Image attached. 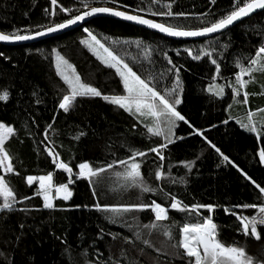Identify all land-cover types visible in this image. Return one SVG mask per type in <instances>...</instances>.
Returning <instances> with one entry per match:
<instances>
[{
	"label": "trees",
	"instance_id": "obj_1",
	"mask_svg": "<svg viewBox=\"0 0 264 264\" xmlns=\"http://www.w3.org/2000/svg\"><path fill=\"white\" fill-rule=\"evenodd\" d=\"M167 2L170 0H161V4ZM148 3L149 0H117L115 4L111 3V0L107 2L93 0L90 7L104 5L134 11L137 6L147 7ZM232 3L233 0H216L215 4L210 0H175L173 11L194 14L207 12L208 19H213L230 11ZM63 8H68L70 11L64 12L61 10ZM82 10L80 0H57L56 5H52L51 0H0V31L11 32L14 28L25 27H31L35 31L38 25L47 27L61 23ZM153 10L166 9L161 5H155ZM53 12L55 15H52ZM141 14L160 22L189 27L200 26V22L193 17L185 20L183 17L173 19L152 16L148 12ZM256 25L264 29V10L225 31L226 35L221 39L226 40L230 35L233 45L225 58L220 61L221 74L216 81L225 85L234 82V74L238 70L233 67L234 54L243 52L254 55L260 37L249 29ZM84 29L91 31L102 43L123 57L142 78L147 77L148 70L157 76L164 72L165 76L160 80L159 88L162 94L163 88L170 87L174 80V75L166 72L170 65L167 64L163 53L167 52L173 63L181 66L180 75L184 92L183 103L178 106V110L196 127L205 129V135L209 140L252 180L264 187V164L259 163L258 155L259 149L264 147V136L257 138L255 133L246 131L236 123L237 119L245 118L248 108L256 110L264 107V94H261L264 92L262 87L264 74L256 73L255 82L250 83L245 89L250 93L247 105L241 103L242 95L233 99L230 88H226L222 98L208 93L206 89L213 82L215 67L207 58L194 61L184 49L197 50L208 45L215 36L195 41L175 40L117 19L98 17L77 28L36 43L5 45L0 42V52L4 53V56L0 57V90L10 91L9 101H0V120L12 123L18 129L16 136L6 142V149L14 157L15 171L19 175L4 174L2 170L0 174L6 175V180L16 192L18 199L24 196L33 197L30 201L17 204V209L24 207L41 209L27 213L21 211L0 213V253H3L0 255V264H68L62 257L66 245L71 246L77 253L81 247L88 249L89 259L92 260L96 259L97 253L93 250L96 249L103 253L102 259L112 255L113 258L122 259V264H128L129 259L133 260L134 264H154L157 259L161 264H183L179 257L174 258L171 255L175 251L171 245L177 242L179 227H182L183 223L196 222L195 214L190 217L186 213L170 210V219L159 222V227L152 230L151 235L145 230V238L150 240L151 247L139 242L134 245H124L121 239L113 240L107 235L103 240H96L95 245L92 244L100 228H104L105 232L123 236L132 235L124 225L109 223L105 217L111 214L97 212L92 208L91 206L96 202L119 205L156 199L157 202L163 200L164 205L169 206L168 201L156 193L141 195L139 189L122 188V180L114 174L115 171L122 170L119 165H116L114 170H108L101 175L95 184L97 192L95 197L88 182L79 180L71 185L73 198L70 201L56 200L55 210L42 209V198L34 196L38 185L36 183L34 186L27 185L28 175H44L49 171L53 172L56 183L67 181V174L56 169L52 158L43 151L49 140L54 142L55 150L60 153V159L66 163L70 162L74 170L75 165L84 160L99 166L116 159H125L130 154L128 147H121L125 141L128 146L143 151L162 142L160 138L150 137L143 123L100 97L80 98L75 110L68 114L63 113L62 110L57 112L58 101L67 91V86L55 71L57 51L75 67L84 82L97 87L107 95L124 94L122 82L115 69L103 64L86 45L81 43L88 38ZM113 40L119 43L113 44ZM124 41L128 43L125 44ZM137 41H140L141 48H137ZM148 47L152 49V53L150 58L145 59L142 50ZM176 50H180L179 56L176 55ZM33 90L39 92L42 103L35 102L36 97L31 95ZM229 105H232L231 109ZM53 117H55V131L49 130V140H44L45 128L53 123ZM224 120L228 123H222ZM25 121L29 125L28 129L23 127ZM133 125L136 127L134 128ZM81 130L87 132V136L79 140L73 139ZM189 133L188 126L179 122L176 135L185 139L170 145L169 151L165 153V180L155 179L157 163L142 165L141 171L145 180L152 187H160L164 191L171 190L185 203L217 204L218 207L214 212L201 210V214L213 216L220 230L221 239L229 244L235 242L239 246H244L249 255L259 262H264V226L258 225V231L261 232L260 240L250 235L244 236L239 231L240 224L236 216L231 213L226 214L223 210V207L231 205L262 203L264 194H260L259 189L236 167L223 163L222 158L204 142L202 137ZM197 156L200 159H196ZM147 159L155 161L158 158L154 153H150ZM185 160L196 161L195 168L187 175V170L181 163ZM217 164L220 167H217ZM169 165L171 177L178 181L176 184L168 181ZM181 176H185L187 185L179 182ZM75 205L82 207L76 208ZM83 205L89 207L85 208ZM235 211L248 216L257 213L256 209L238 208ZM133 215L145 224L154 220L150 210L126 214L129 222H132ZM21 224L24 228H20ZM169 225L172 226L171 239L163 235V229ZM81 233H84L82 245ZM122 246L127 253L123 258L120 257ZM141 248H143L142 255L139 253ZM77 260L79 264H83L81 257H77Z\"/></svg>",
	"mask_w": 264,
	"mask_h": 264
},
{
	"label": "snow or ice",
	"instance_id": "obj_2",
	"mask_svg": "<svg viewBox=\"0 0 264 264\" xmlns=\"http://www.w3.org/2000/svg\"><path fill=\"white\" fill-rule=\"evenodd\" d=\"M82 5V11L79 14L72 16L69 19L64 20L61 23H54L47 27L38 25L37 30H33L31 27L14 28L11 32L0 31V42H18L34 39L45 35L47 33L56 32L64 29L70 25L76 24L78 21L85 20L86 17L94 16L95 14H110L115 17L123 18L124 20L133 21L140 25H145L148 28L158 30L160 33H165L172 37H206L210 34H218L210 41L206 46H202L197 50L192 48H186L184 51L194 61H200L203 58H207L211 65L215 67V75L212 77L213 83H210L206 91L214 97H224L225 89L230 88L232 98H239L243 96L242 104L247 105L249 102L250 93L245 89L250 83L255 82V74H264V29L259 25L249 29L254 35L260 37L259 46L255 47V53L234 54L233 67L238 69L234 74V82H229L226 85H220L215 83L216 79L221 74V62L225 55L232 48V37L227 36L226 40H222L221 37L226 35L225 30L229 29V26L234 25L235 22L241 21L242 18L249 17L257 10H264V0H233L231 10L225 14L220 15L217 18L208 19L209 13H186L183 11L174 12L173 4L175 0L161 4V0H149L147 7L137 6L134 10L137 14H129L128 11H120L115 7L108 6H91L93 0H80ZM107 2V0H106ZM117 0H111V3L115 4ZM212 4L216 3V0H210ZM52 5L57 4V0H51ZM161 5L163 9L155 11L154 6ZM127 8V5H122ZM64 12H69L70 9H61ZM47 11V9L45 10ZM148 12L152 16L169 17L177 19L183 17L187 20L189 17H193L200 22L198 27H189L176 23L157 22L155 19L145 18L140 13ZM55 15V12L52 13ZM215 17V14L213 13ZM88 38L82 40L81 43L86 45L93 54L107 67L115 69L116 74L119 76L124 94L107 95L102 93L97 87L92 86L82 80L81 76L77 73L75 67L69 63L64 56L58 51L55 52V71L62 79L63 83L67 86V91L62 95L58 101V108L63 113L68 114L75 110L77 101L80 98H97L100 97L106 102H110L111 105L117 106L119 109L124 110L126 113L134 117L137 121L144 124L146 133L150 137L160 138L162 142L156 146L149 148L147 151L139 150L128 146L127 141L121 144V147H128L130 154L125 159H116L111 163L103 165H95L88 160L79 162L74 167L70 162H64L60 159V153L55 150L54 142L49 140L48 131L54 129L55 117H53V123L48 124L45 128L44 140H49L48 144H45L43 151L48 157L52 158V163L55 168L62 170L67 174V181L56 183L54 181L53 172L49 171L44 175H28L26 177L27 185L34 186L38 183V187L34 193L35 197L42 198V209L55 210L56 200L70 201L73 198V189L71 185H74L79 180L87 181L91 187L92 195H97L95 184L99 181V178L103 173L108 170H114L116 165L120 166L121 171H115V176L122 180V188L139 189L141 195L145 193H156L158 196L163 197L168 201L169 206H165L163 200L157 202L156 199L150 201L140 200L137 203L109 205L101 204L100 202L94 203L91 207L97 212L109 213L108 217L111 224L120 223L124 227L128 228L132 233L131 236H123L118 233L105 232L104 228H100L97 233L96 239L92 241V244H96V240H103L104 237L111 236L113 240L121 239L124 245H134L137 242L151 247L150 240L145 238V230L148 231V235H151L152 230L159 227V222L168 221L170 219V210L182 212L188 214L190 217L195 214L196 222L183 223L182 227H179L177 242L171 247L175 249L171 255L179 257L183 264H264V262L257 261L253 256L249 255L244 246H239L238 243H226L221 239V233L217 223L214 222L212 215H202L201 210H206L211 213L218 207L213 203L192 202L185 203L183 199L179 198L177 194H174L171 190L164 191L160 187H152L145 180L142 174V165L147 166L150 163H157L158 166L154 172L156 180L163 181L166 178V172L164 169V161L166 160V151H169L170 145H175L177 141H183L185 137L177 136L176 129L179 126V122H183L190 129V135L202 137L204 142L215 151L222 162L236 167L238 171L248 180H250L260 194H264V187L257 184L255 180H252L250 176L243 169H240L229 156L225 155L219 147L205 135V129L196 127L185 115L178 110V106L183 103L184 85L181 80V66H177L173 63L171 57L167 52L163 55L167 60V64L170 65L166 69L167 73L174 75V80L171 86H165L162 91L160 88V80L164 78L165 73L161 72L159 76L154 74L151 70L147 71V77L142 78L141 75L133 69L123 57L118 55L111 47L102 43L91 31L84 29ZM113 44L119 43L117 40L112 41ZM123 43L127 44V41ZM137 48H141L140 41L136 42ZM145 59L150 58L152 49L150 47L142 50ZM176 55H180V50H176ZM4 53L0 52V57H3ZM7 59V57H5ZM247 77V79H245ZM264 87V85H262ZM261 94H264L262 92ZM32 96L36 97V103H42V99L39 96L37 90H33ZM10 99V91L7 89L0 90V101L7 102ZM232 105H229V109ZM264 112V108L257 109L256 112L248 110L246 116L243 119H237L236 123L241 128L250 133H255L257 138L264 136V122H260L258 125L255 119L257 113ZM222 123L227 124L228 121L224 120ZM23 127L28 129L29 125L25 121ZM135 128L136 125H133ZM215 127V125H213ZM18 129L12 124L0 120V170L4 174L15 173L14 157L6 149V142L12 137L16 136ZM87 132L81 130L73 137L75 140H79L83 136H87ZM44 143V141H41ZM52 145V146H50ZM150 153H154L158 158L155 161H149L147 158ZM170 154V153H169ZM259 163L264 164V147L259 149ZM196 159H200L199 156ZM184 168L187 170V174H190L195 168V160H185L181 162ZM217 167H220L217 164ZM171 166L169 165V171L167 173L168 181L171 184H176L178 181L171 177ZM179 182L185 185L188 184L185 176L179 177ZM0 213H12L14 211L30 212L40 211L41 209L24 207L17 209V204H22L24 201H30L32 196H24L20 199L17 198V194L14 189L6 180V175L0 174ZM76 208L82 207L81 205H75ZM88 208L89 205H83ZM256 209L257 215L248 216L238 214L235 209ZM61 211H67L68 209H60ZM150 210L154 216V220L150 223H142L135 215L131 217V221L126 218V214L134 212H144ZM226 214L231 213L236 216L239 221V231L244 236H252L256 240L261 239V232L258 231V225L264 226V202L262 203H244L242 205H231L229 207H223ZM174 223V222H173ZM99 227V226H98ZM20 228H24L21 224ZM39 231L40 229H36ZM163 235L172 238V226L169 225L163 229ZM84 233L80 234V243L83 244ZM19 239V237H17ZM63 243V241H62ZM96 251V259H89L88 249L81 247L77 253L71 246L66 245L62 251V257H64L68 264H79L77 257L83 259V264H122V259L113 258L112 255H108L103 259V253ZM182 250V251H181ZM139 253L143 254V248L139 249ZM3 255V253H0ZM127 255L126 250L122 246L120 251V257L123 258ZM34 259V258H33ZM128 264H134V261L129 259ZM154 264H161L157 259Z\"/></svg>",
	"mask_w": 264,
	"mask_h": 264
},
{
	"label": "water",
	"instance_id": "obj_3",
	"mask_svg": "<svg viewBox=\"0 0 264 264\" xmlns=\"http://www.w3.org/2000/svg\"><path fill=\"white\" fill-rule=\"evenodd\" d=\"M96 6H104V5H96ZM108 7H112V6H108ZM117 8V10H120V11H128L129 14H137L136 12L134 11H130V10H126V9H123V8H118V7H115ZM263 10H257L255 13L251 14L249 17H245V18H242L241 21H237L234 23V25L232 26H229V29L232 28L233 26L237 25L238 23L254 16L255 14H258L259 12H261ZM141 14V13H140ZM143 15L145 18H149V19H154V18H151L149 16H146L144 14H141ZM98 17H108V18H113V19H117L119 21H123V22H127V23H130V24H133V25H136V26H139V27H142V28H145V29H148V30H151V31H154V32H157L161 35H164L166 37H169V38H172V39H175V40H183V41H195V40H204V39H208V38H211V37H214L218 34H210L209 36H206V37H172V36H168L167 34L165 33H160L158 30H155V29H151V28H148L147 26L145 25H140V24H137L136 22H133V21H128V20H124L123 18H120V17H115V16H112L110 14H95L94 16H91V17H86L85 20L83 21H78L76 24H73V25H70L64 29H61V30H58L56 32H52V33H47L45 35H42V36H39V37H35L34 39H31V40H26V41H18V42H1L5 45H23V44H32V43H36L38 41H41V40H44V39H47V38H51V37H54V36H57V35H60L62 33H65L69 30H72L74 28H77L83 24H86L88 21L94 19V18H98ZM156 20V19H155ZM157 22H160L157 20ZM228 30V29H227ZM226 31V30H225Z\"/></svg>",
	"mask_w": 264,
	"mask_h": 264
},
{
	"label": "rangeland",
	"instance_id": "obj_4",
	"mask_svg": "<svg viewBox=\"0 0 264 264\" xmlns=\"http://www.w3.org/2000/svg\"><path fill=\"white\" fill-rule=\"evenodd\" d=\"M245 79H247V78H245ZM212 83H213V82H212ZM215 83L220 84V85H225V84L220 83V82H218V81H215ZM225 93H226V89H225ZM263 108H264V107H263ZM259 109H260V108H259ZM248 110H251V109L248 108ZM256 110H257V109H256ZM256 110H251V111L256 112ZM255 119L257 120L258 125H259L260 122H264V112L257 113ZM54 181H55V180H54ZM36 184L38 185V183H36ZM255 215H257V213H256Z\"/></svg>",
	"mask_w": 264,
	"mask_h": 264
}]
</instances>
